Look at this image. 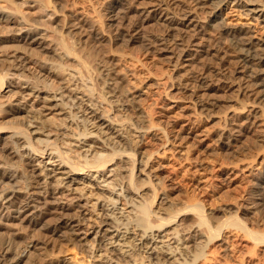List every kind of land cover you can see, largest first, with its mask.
<instances>
[{"label":"bare ground","instance_id":"bare-ground-1","mask_svg":"<svg viewBox=\"0 0 264 264\" xmlns=\"http://www.w3.org/2000/svg\"><path fill=\"white\" fill-rule=\"evenodd\" d=\"M103 3L107 32L113 41H122L125 46L142 42L145 51H156L172 67L180 98L192 104L199 116L216 119L215 110L226 106L222 103L239 104L228 105L218 117L222 125L219 123L217 129L216 145L229 150L242 138L263 129L264 38H256L252 26L229 21L227 9L232 3L247 15L260 17L264 2ZM52 10L43 0H0V264H196L205 257L206 246L219 239L222 225L242 230L253 243L263 242L264 233L256 232L239 215L254 213L256 203L235 205V215L231 219L226 216L229 220H222L214 230L200 199L188 201L167 216L152 208L159 192L151 189V185L157 187L152 172L158 171L159 165L151 163L155 151L137 158L136 147L159 139L154 130L160 123L155 125L157 121L143 114L128 121L119 118L120 112L125 114L132 107L140 111L138 104L147 91L133 87L128 94L122 93V78L115 66L103 63L100 78L91 75L76 49L99 48L106 41L104 32L93 27L74 39L76 33L83 32L82 25L72 19L64 29L57 22L56 10ZM155 24L163 27L161 34L148 37L143 33L145 26ZM213 35L215 42L211 44L208 36ZM223 41L232 47L223 48ZM117 55L115 59L120 62H130L125 54ZM211 57L219 59L221 67L209 65ZM69 60L79 66L72 67L74 62L70 65ZM233 60L236 64L228 70L225 64ZM52 78H57L56 83ZM117 111L119 115H114ZM50 114L65 118L57 121ZM160 129L167 135H163V145L192 137V131L184 128L173 134L166 126ZM140 174L145 175L141 183L137 180ZM254 186L256 195L264 196L261 168ZM148 188L152 190L150 201L144 192ZM160 199L159 204L168 210L171 203L165 197ZM185 215L195 218L185 229L202 230L198 234L199 239L205 238L201 245L193 236L195 232L189 231L187 239L178 227L177 221L183 223ZM164 226L170 227L171 239L160 243Z\"/></svg>","mask_w":264,"mask_h":264},{"label":"rangeland","instance_id":"rangeland-1","mask_svg":"<svg viewBox=\"0 0 264 264\" xmlns=\"http://www.w3.org/2000/svg\"><path fill=\"white\" fill-rule=\"evenodd\" d=\"M43 1L49 3L50 9H53L52 11L56 10L54 13L56 19L58 20L57 22L61 26L63 25L64 29L66 26H68L66 25L67 22L71 21L72 19L76 20V22L79 23L78 25H82L83 28H81L82 29L81 31L83 32L76 33L74 39L83 37V34L85 33L88 34L90 29H92L93 27L96 28L98 31L102 30V32H104L103 37L106 41H104L99 48L95 47V49L97 48L96 50L94 49V47L93 49H90L91 47L89 46L83 47L84 50L80 48L79 49L80 51L76 49L77 53L79 54L82 53L81 54L82 59L85 58L84 60H86L87 65L90 68L89 70L90 73H92L91 75H94L96 78H100L101 76L100 70L102 69L100 65L101 64L103 65V63L107 67L110 66V68L115 66L119 71L118 74L120 78H122L121 79L122 93L126 94L127 92L128 94V92L131 91L133 87L134 88L140 87L139 89H143L144 91H147L146 94L148 96L146 95V97L138 104V106H140V111H137L132 107L125 114L120 112L119 115V112L117 111L118 113L116 112L114 113V115L117 114L120 116V117L118 116L119 118L121 119L123 118L124 120L127 118L126 120L128 121L134 118L136 114L137 115L143 114L146 115V118L148 119L150 117V120L152 118V122L157 121L155 125L160 123V125H157V127L155 126L156 128L154 130V133L156 134L158 133L157 135L159 139H156L154 141L152 140L151 143L147 142L146 143L147 145L145 146L142 145L143 148L138 147L137 142L133 143L135 147L137 146L136 148L139 151V153L137 154V158L139 157V155L147 156V154L149 155L150 152L155 151L152 156L153 162L151 161V163L154 164L155 166L159 165L158 166L159 170L152 172V174L154 172L156 174L154 176L153 181L155 182L157 187L155 188L153 187V185H151L153 187V188L151 187V189L152 190L159 189L158 190L159 192L157 193L158 195L155 199V203L152 204L153 205L152 208L153 209L155 208L154 210H160V211L162 210L164 213L166 212L164 216H167L168 212L174 213L175 209L177 211L178 207L181 206L182 208L188 203V201H193L194 199L195 202H197L200 199L199 201L202 202V204L204 205L206 217L208 215L207 217L208 220L210 218V223L211 225H213L212 227L214 230L215 228L218 227L217 225L220 226L222 220L224 221L228 216H229L228 218L230 217L232 218V215H235L238 207L246 206V204L250 202L253 205L254 203H256L254 205V209H256L254 210V213H250L248 215H243V214H239V215H242L243 219H245L244 221L247 222V225L253 226V228L252 227L251 228L254 229L256 232L264 233V229H263L264 228L263 225L264 196L258 194L257 196L256 188L254 186L255 177L257 174L260 173V168H261V172L264 171L263 169L264 168V163H263L264 162L263 159L264 158V135H263L264 127H262L263 128L262 130L251 133L245 138H242L241 139L242 141H239L236 146H233L231 149H229L231 152L229 150H226L225 148L224 149L220 148L219 145H216L217 133L219 131L217 129H220V126L222 125L221 123L222 120L220 121L218 117L221 115V113L223 114L225 112L223 110H227L228 105L231 104L230 105L231 107L235 105L239 106L237 102H228V105L226 102L222 103L224 104V106L226 104L225 106L226 108L222 106L220 107L221 109L219 108L222 111H219V109L215 110L216 116L218 114V117L216 119L214 118L212 120H209L206 116L203 117L202 115L201 118V116H199L200 114L197 113V111L195 110L194 106H192V104L186 102V100L183 101V99L180 98L181 94L178 93L176 90L177 89L176 85L177 84L179 85V81L177 78H174L175 75L174 72L172 71V67L170 66V64L167 63V61L165 62V60L160 58L156 51L155 52H153L154 50H149V52L145 51L142 42L141 43L138 42L140 44L138 43L128 44L130 46L126 45L127 46L126 47L125 45H123L122 41H121L122 43L120 41L119 42L113 41L112 38L113 35H110L111 33L107 32L109 30L106 27L107 26L106 24L108 23L107 20L108 17L103 10L104 8L103 5L105 4L103 3L104 0H56V3H53L52 0H43ZM255 2L263 3L264 0H255ZM230 6L231 7L227 9V16H229L228 17L229 21H231L233 24L236 23V25L238 24L242 25L245 23L247 26L249 25V27L252 26L251 29L254 30L253 33L256 35V38L259 37L264 38V15L260 17L258 16V14L256 15L253 14L254 16L249 14L247 15L242 7L232 3ZM252 17H257V18H252ZM152 26L153 25L145 26L142 29L144 30L143 33L145 32L144 34L148 35V37L162 33V29H163L162 26H160L159 24L158 25L155 24V26L153 27ZM103 29L104 30L107 29V30L104 31ZM146 29L148 31H145ZM149 30L151 32L154 31L153 34H151ZM215 37L214 35L211 37L208 36L209 39L208 42H211V44H213L215 42ZM72 39L67 37V41L70 40L72 41ZM224 44L225 42L222 44V47L225 49L228 46H229L228 48L232 47L231 45L228 44V42H226L225 47L223 46ZM89 51L91 52L89 53ZM94 51H96L97 53ZM116 52L117 54H119V56L120 54L122 55L125 54V57L128 60L130 59V62L132 64H130V62L126 63L124 60L123 61L121 60L122 62L121 63L118 59H115L116 57H118ZM44 57L45 56L42 55L40 58L44 59ZM208 59H209L208 61L209 65L213 64L221 67L219 59H216V57L215 58L211 57V59L210 58ZM73 62L72 60L68 61L70 65L72 63L75 65L74 66L72 64V67H76L78 64L76 65L75 63L78 62H75L74 60ZM235 64L236 61L233 60L230 61L228 64H225V66L229 70L232 69ZM127 71H129V73L132 72V74H135L136 76L128 75ZM30 75L32 74L30 73ZM169 76L170 77L172 76V78H169ZM175 79L177 82L175 81ZM51 80L53 81V78ZM55 81H57V78L53 82L56 83ZM101 88L102 87L98 84V89L100 90ZM17 89L18 88H16V90ZM2 90L3 92H6L8 88L4 86ZM174 95L176 97V102L174 99L175 98ZM177 97L179 99H177ZM176 104L177 106H174ZM105 105L107 106L106 103ZM194 112L197 114H195ZM44 113H49V111ZM145 113H147L148 115ZM50 116L55 120H57L60 117L65 118L64 115L61 116V115L50 114ZM158 120H165L166 122L165 121H163L165 123H163L162 121L158 122ZM217 120H219L220 122ZM219 123H221L220 126ZM164 125L166 126V128L168 127V129H172L170 130V134H173V131L175 130L184 128L188 131H192V137L184 139L185 141L184 140L169 141V143L163 145L164 141H166L164 140L165 139L164 136L167 135L165 133L164 135L162 132L163 129L160 128L165 127ZM156 149H158L157 152ZM262 159L263 162H261ZM119 162H120L119 164L123 163L120 160ZM247 168L248 170L251 171L249 172ZM255 168H257L258 170L257 169L255 170ZM249 173L250 174L255 173V174L250 175ZM143 178L145 179V175L140 174V176L137 177V180L141 183ZM249 179H251L252 181ZM155 184L154 186H156ZM149 188L144 191L146 192L145 197L147 198L148 201H150L151 199L150 195L152 194V190L150 191ZM251 188L253 190H251ZM251 193L253 195H251ZM247 196L248 198H246ZM162 197H165L168 200V202L171 203V204L168 203L169 205H171L168 207V210L165 207L166 205L159 204V202L161 201L160 198ZM242 202L246 204L244 205L242 204ZM235 205H237L238 207ZM163 206L165 209L162 208ZM229 214H231V216ZM186 216L187 218L184 220L183 223L180 220H178L177 223H178V227L181 229L182 234H184L188 239L190 237L189 231L192 233H194L195 231H192V229L188 231L184 227L185 225H189V223L193 222V219L195 220V218H193V215L192 216L185 215V217ZM226 220L228 221L229 219ZM214 225H216V227ZM17 226L18 224L14 227ZM222 226H221L222 234L219 237V239H215L214 241L210 242L209 245H207L208 247L206 246L205 257L204 256H203L204 258L201 257L200 258L201 260L199 259V261L196 264H264V241L261 243H256V242L253 243V239L250 240V237H248L245 233H243L242 230L236 229L231 225L230 226L228 225V227L227 226L222 227ZM257 227L259 228L257 229ZM169 228L170 227H166V226L162 228L160 235L161 237H158L160 243H167L171 239V236L169 235L171 230H168ZM200 231L202 232V230ZM200 231L196 229V232L194 233V235L193 234L192 235L198 238V234L199 233L201 234ZM197 240L201 242L199 243L201 245L203 243V240H205V238H200V239L198 238ZM56 243L58 242L56 241Z\"/></svg>","mask_w":264,"mask_h":264}]
</instances>
